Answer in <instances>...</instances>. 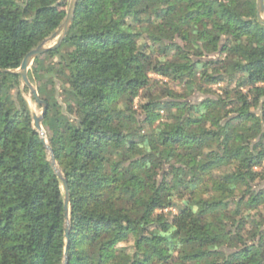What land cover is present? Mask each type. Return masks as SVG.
<instances>
[{
	"label": "trees",
	"instance_id": "1",
	"mask_svg": "<svg viewBox=\"0 0 264 264\" xmlns=\"http://www.w3.org/2000/svg\"><path fill=\"white\" fill-rule=\"evenodd\" d=\"M70 3L0 0V264H264L258 0H78L67 238Z\"/></svg>",
	"mask_w": 264,
	"mask_h": 264
},
{
	"label": "water",
	"instance_id": "2",
	"mask_svg": "<svg viewBox=\"0 0 264 264\" xmlns=\"http://www.w3.org/2000/svg\"><path fill=\"white\" fill-rule=\"evenodd\" d=\"M77 2H78V0H71L66 20L60 26V28L49 38V40L52 41L58 37L57 42L52 46H46L47 42L49 41V40H47L46 42L40 44L37 48L30 51L25 56L23 63L21 65L20 69L18 70L22 74L27 85H29L31 87V89L33 90V93H34L36 100L43 105L42 115L41 116L35 115V126L40 131V133L42 135V140L46 144L47 149L50 151L52 164L55 167L59 177L63 180V183H64V187H65V214H66V218H67V226H66V237L67 238L69 237V233H70V228H69V203H70L69 187H68V184H67L65 177L63 176L61 169L58 167V164H57L56 158L54 156L53 150L51 149V147L48 145V143L46 141V133H45V131L42 127V124H41V120L47 111V107H48L47 102L45 100L40 99L38 91L31 84L29 77H28V70H29L33 60L39 54L45 52L48 49L56 48L60 45V43L64 39V37H65V35H66V33H67L71 23H72V20H73L74 14H75V10H76V6H77ZM258 18L262 23H264V0H258ZM65 264H67V260H66Z\"/></svg>",
	"mask_w": 264,
	"mask_h": 264
},
{
	"label": "rangeland",
	"instance_id": "3",
	"mask_svg": "<svg viewBox=\"0 0 264 264\" xmlns=\"http://www.w3.org/2000/svg\"><path fill=\"white\" fill-rule=\"evenodd\" d=\"M57 40H58V37L57 38H55L54 40H52V41H48L47 42V44H46V46H52V45H54L56 42H57ZM153 77H157L156 75H152ZM217 87H219V85L217 86ZM27 96V99L29 100V103H30V105H31V108L33 109V111L35 112V115H37V116H41L42 115V113H43V109L41 108V107H38L37 105H36V103L33 101V99L31 98V95L30 94H27L26 95Z\"/></svg>",
	"mask_w": 264,
	"mask_h": 264
}]
</instances>
